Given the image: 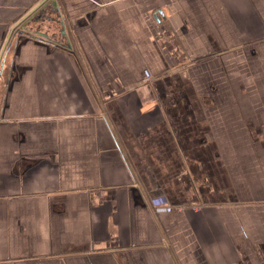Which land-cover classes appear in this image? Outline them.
Masks as SVG:
<instances>
[{
    "label": "crops",
    "instance_id": "1",
    "mask_svg": "<svg viewBox=\"0 0 264 264\" xmlns=\"http://www.w3.org/2000/svg\"><path fill=\"white\" fill-rule=\"evenodd\" d=\"M42 1L0 0V264H264V0Z\"/></svg>",
    "mask_w": 264,
    "mask_h": 264
},
{
    "label": "water",
    "instance_id": "2",
    "mask_svg": "<svg viewBox=\"0 0 264 264\" xmlns=\"http://www.w3.org/2000/svg\"><path fill=\"white\" fill-rule=\"evenodd\" d=\"M52 1V4L57 7V12L56 14H59L61 16L60 13V8H59V3L57 0H43L41 3H39L31 12H29L26 16H24L20 21H19V25L24 27L26 23L28 22H35V21H39L40 19L43 18V13L40 12V10L44 7H47L48 4ZM40 9V10H39ZM54 19V18H53ZM65 20L63 19L62 21V25L65 27ZM38 34L40 35H44V36H48L47 34H44L40 31H37ZM62 33L66 34V30L65 28H63Z\"/></svg>",
    "mask_w": 264,
    "mask_h": 264
},
{
    "label": "flooded vegetation",
    "instance_id": "3",
    "mask_svg": "<svg viewBox=\"0 0 264 264\" xmlns=\"http://www.w3.org/2000/svg\"><path fill=\"white\" fill-rule=\"evenodd\" d=\"M52 2V1H51ZM51 2H50V4H51ZM49 5V4H48ZM57 8V7H56Z\"/></svg>",
    "mask_w": 264,
    "mask_h": 264
}]
</instances>
